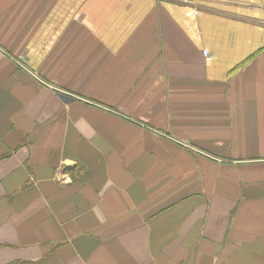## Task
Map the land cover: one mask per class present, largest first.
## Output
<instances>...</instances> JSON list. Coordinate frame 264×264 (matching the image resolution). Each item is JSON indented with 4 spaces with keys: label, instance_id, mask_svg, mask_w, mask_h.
Returning <instances> with one entry per match:
<instances>
[{
    "label": "crops",
    "instance_id": "crops-1",
    "mask_svg": "<svg viewBox=\"0 0 264 264\" xmlns=\"http://www.w3.org/2000/svg\"><path fill=\"white\" fill-rule=\"evenodd\" d=\"M0 264H264V0H0Z\"/></svg>",
    "mask_w": 264,
    "mask_h": 264
}]
</instances>
